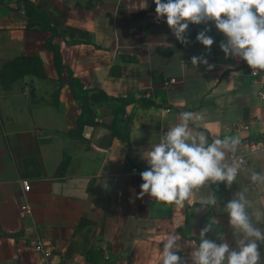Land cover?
Segmentation results:
<instances>
[{
  "label": "crops",
  "instance_id": "crops-1",
  "mask_svg": "<svg viewBox=\"0 0 264 264\" xmlns=\"http://www.w3.org/2000/svg\"><path fill=\"white\" fill-rule=\"evenodd\" d=\"M155 7L154 0H0V70L15 58L37 57L44 73L0 81V264H161L168 235L191 264L209 218L216 223L206 238L235 246L224 205L236 192L247 188L252 207L264 206V184L249 179L264 174V150L248 153L250 144L264 143V71L254 77L245 61L226 58L219 47L226 38L213 22L190 24L191 43L181 44L166 17L155 19ZM205 27L214 39L210 51L196 41ZM51 38L62 65L91 90L94 125L80 137L74 131L81 109L66 69L59 76L53 64ZM201 55L212 70L192 65L191 57ZM184 111L203 114L190 128L209 143L239 137L233 153L246 163L231 188L206 184L183 205L137 198L148 168L142 153ZM237 123L245 128L236 132ZM211 193L218 205L205 208L199 197ZM30 241H41L50 256L29 250ZM259 251L264 261V244Z\"/></svg>",
  "mask_w": 264,
  "mask_h": 264
},
{
  "label": "clouds",
  "instance_id": "clouds-1",
  "mask_svg": "<svg viewBox=\"0 0 264 264\" xmlns=\"http://www.w3.org/2000/svg\"><path fill=\"white\" fill-rule=\"evenodd\" d=\"M155 19L166 17V23L177 41L187 46L190 24L207 25L215 28L226 38L219 45L225 57L239 58L253 70L264 71V0H154ZM147 5H145L146 7ZM205 27L196 36V41L210 51L214 39L207 35ZM195 67L206 65L212 70L205 56L191 57ZM204 119L203 114L184 111L179 122L169 127L160 136L159 142L142 153L148 165L140 173L143 183L137 198L149 195L156 202L183 205L195 192L206 184H224L231 188L243 166L238 159H227L228 152H235L240 144L239 137L225 136L209 143L208 137L190 128ZM252 184H264V174L253 172ZM205 208L216 207L215 193L199 197ZM228 223L232 229L235 246L228 242L216 243L206 238L213 231L215 218L200 231V242L190 252L191 264H264L259 247L264 244V206L253 208L248 199V189L236 192L224 205ZM161 264H185L179 255L175 235L162 241Z\"/></svg>",
  "mask_w": 264,
  "mask_h": 264
},
{
  "label": "trees",
  "instance_id": "trees-1",
  "mask_svg": "<svg viewBox=\"0 0 264 264\" xmlns=\"http://www.w3.org/2000/svg\"><path fill=\"white\" fill-rule=\"evenodd\" d=\"M33 18L42 22L43 28L46 31L51 32V35L54 36L56 32L53 28H51L48 24V21L44 20L43 15L41 13L35 12ZM46 47L53 54V64L57 70L59 76L66 68L62 65V60L59 52V47L57 45L52 44V38L47 41ZM67 71V79L68 84L71 89V93L73 97L78 101V105L81 109V112L77 118V128L74 131V134L80 137L81 132L85 126L94 125V110L90 105V98L88 93L91 90L83 89L82 85L73 78V75L70 70ZM31 75L38 78H43V67L42 63L37 57H18L14 60L7 62L3 65L0 70V81L3 86L8 84H12L15 81L22 79L24 76ZM77 87L79 90V94H76L75 88ZM109 100H117L121 102L122 107L128 103L127 100H121L119 98H108ZM123 136H121L122 138ZM124 139V138H123Z\"/></svg>",
  "mask_w": 264,
  "mask_h": 264
},
{
  "label": "built area",
  "instance_id": "built-area-1",
  "mask_svg": "<svg viewBox=\"0 0 264 264\" xmlns=\"http://www.w3.org/2000/svg\"><path fill=\"white\" fill-rule=\"evenodd\" d=\"M260 73H261L260 70H254L250 74L254 77L261 78ZM170 83H172V82H170ZM142 97H143V99H149V94H145ZM260 98H262V99L264 98L263 93H260ZM244 128H245V126L242 123H237L235 125L234 130L236 132H239V131L243 130ZM263 150H264V143L262 141H257L255 143L250 144V146L248 148V153H257V152H261ZM227 159L229 162H231L232 159H238V160L243 162V165L246 163V156L245 155H237L233 152L228 155ZM133 172H136V171L133 170ZM21 187H22V192L24 195H27L30 192V186H29L28 181L22 180L21 181ZM21 210L29 211V206L27 204H23L21 206ZM27 248L34 253L42 254L46 258L50 256L49 248H46L41 241H30V242H28Z\"/></svg>",
  "mask_w": 264,
  "mask_h": 264
},
{
  "label": "water",
  "instance_id": "water-1",
  "mask_svg": "<svg viewBox=\"0 0 264 264\" xmlns=\"http://www.w3.org/2000/svg\"><path fill=\"white\" fill-rule=\"evenodd\" d=\"M31 96H33V92H31ZM101 128L99 127V128H96V130L95 131H99Z\"/></svg>",
  "mask_w": 264,
  "mask_h": 264
}]
</instances>
